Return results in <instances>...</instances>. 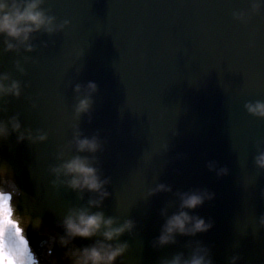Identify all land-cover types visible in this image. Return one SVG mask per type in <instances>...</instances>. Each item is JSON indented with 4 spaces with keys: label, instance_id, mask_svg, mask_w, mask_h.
<instances>
[{
    "label": "water",
    "instance_id": "water-1",
    "mask_svg": "<svg viewBox=\"0 0 264 264\" xmlns=\"http://www.w3.org/2000/svg\"><path fill=\"white\" fill-rule=\"evenodd\" d=\"M252 0H46L58 22L70 23L52 36L37 34L36 51L24 55L26 75L13 68L14 53L0 56V71L29 87L19 99L0 102V118L19 114L25 127L43 129L46 142L17 144L15 135L0 143V162L11 172L4 185L15 219L41 217L39 230L22 224L38 264H62L50 237L56 221L75 204V193L55 189L49 168L72 138L76 123L84 135L106 140L99 154L110 176L107 215L137 220V235L123 237L129 251L123 264H159L194 241L153 249L161 221L158 210L170 197L145 202L156 181L173 191L207 188L216 198L197 213L214 221L197 237L214 264H264V172L253 158L264 147V119L249 115L244 104L264 100V5L251 13ZM249 13L246 22L233 13ZM84 53L83 57L82 54ZM82 57V58H81ZM95 81L92 119L73 118L75 84ZM33 104L36 105L33 108ZM169 145L168 152H161ZM229 169L217 178L209 161ZM87 199V197H85ZM77 245L88 241H76Z\"/></svg>",
    "mask_w": 264,
    "mask_h": 264
},
{
    "label": "clouds",
    "instance_id": "clouds-1",
    "mask_svg": "<svg viewBox=\"0 0 264 264\" xmlns=\"http://www.w3.org/2000/svg\"><path fill=\"white\" fill-rule=\"evenodd\" d=\"M46 0H0V56L14 53L19 59L14 61L13 68L20 76L26 75L25 65L30 58L24 53L36 51L37 34L52 36L62 32L69 26L67 19L58 22L44 7ZM264 0H252L251 13L260 11ZM249 13L237 11L233 18L241 23L246 22ZM84 53L82 54L83 57ZM81 57V58H82ZM29 85L15 78L11 73L0 71V102L9 98L19 99ZM99 91L95 81L86 84L77 83L73 87L75 103L73 118L79 121L86 116L92 119L94 97ZM36 107L35 104L32 105ZM245 111L256 118L264 119V100L248 101L244 104ZM6 109L0 103V113ZM15 135L17 144H41L48 140L49 134L43 129H33L22 124L19 114L0 118V143ZM106 140L97 132L88 136L74 126L72 138L65 148L58 150L57 163L49 168L53 177L51 184L55 189H67L76 195V203L67 207L66 212L57 219L56 228L59 232L50 237L54 245L62 252V264H123V257L129 251L128 239L137 235L140 225L130 216L107 215L104 202L112 196L108 188L112 183L101 167L99 154L105 150ZM168 143L162 146L161 152H168ZM258 172H264V147H257L253 158ZM209 172L217 178L229 174V169L219 166L214 160L206 165ZM9 167L0 162V264H36L28 240L22 233L21 225L39 230L42 226L41 217H28L26 220L12 219L10 209L11 196L6 193L4 185L10 180ZM170 197L163 202L158 210L161 221L157 234L151 240L153 249H165L175 246L179 238H187L194 243L185 246L171 256L159 259V264H214L211 250L197 237L210 232L214 227L211 218L197 213L206 203L216 198L215 192L207 188H190L173 191L170 184L154 182L144 195L147 202L157 196ZM87 197V199L85 198ZM264 198V191L261 192ZM258 228L264 229V214L258 218ZM88 241L77 245L76 241ZM241 257L233 254L228 264H240Z\"/></svg>",
    "mask_w": 264,
    "mask_h": 264
},
{
    "label": "snow or ice",
    "instance_id": "snow-or-ice-1",
    "mask_svg": "<svg viewBox=\"0 0 264 264\" xmlns=\"http://www.w3.org/2000/svg\"><path fill=\"white\" fill-rule=\"evenodd\" d=\"M0 195H3L2 193H0ZM11 196V195H10ZM10 209L12 211V219L15 220V208H14V205L12 203V197H11V201H10ZM23 235H25L24 233H22ZM28 240V239H27ZM28 245H29V248H30V251L32 253V255L34 256L35 258V253L33 252L32 248H31V245H30V242L28 241ZM35 261H36V264H38V261L36 260L35 258Z\"/></svg>",
    "mask_w": 264,
    "mask_h": 264
}]
</instances>
